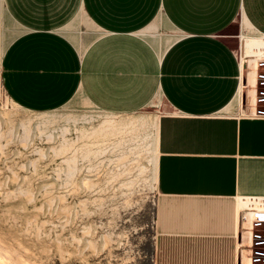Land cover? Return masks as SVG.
<instances>
[{
  "label": "crops",
  "instance_id": "crops-1",
  "mask_svg": "<svg viewBox=\"0 0 264 264\" xmlns=\"http://www.w3.org/2000/svg\"><path fill=\"white\" fill-rule=\"evenodd\" d=\"M2 4L19 33L1 84L18 107L156 106L155 264H237L238 210L264 195V118L244 113L254 74L238 55L264 36V0Z\"/></svg>",
  "mask_w": 264,
  "mask_h": 264
},
{
  "label": "rangeland",
  "instance_id": "rangeland-1",
  "mask_svg": "<svg viewBox=\"0 0 264 264\" xmlns=\"http://www.w3.org/2000/svg\"><path fill=\"white\" fill-rule=\"evenodd\" d=\"M18 33L1 3L0 65ZM154 107L33 112L0 77V264H155Z\"/></svg>",
  "mask_w": 264,
  "mask_h": 264
},
{
  "label": "built area",
  "instance_id": "built-area-1",
  "mask_svg": "<svg viewBox=\"0 0 264 264\" xmlns=\"http://www.w3.org/2000/svg\"><path fill=\"white\" fill-rule=\"evenodd\" d=\"M238 59L242 69L252 66L254 74L253 83L245 78L242 85L251 90L249 105L245 92L244 113L250 117L264 118V41L253 52L241 46ZM238 211L240 233L237 237V264H264V195L251 197Z\"/></svg>",
  "mask_w": 264,
  "mask_h": 264
},
{
  "label": "bare ground",
  "instance_id": "bare-ground-1",
  "mask_svg": "<svg viewBox=\"0 0 264 264\" xmlns=\"http://www.w3.org/2000/svg\"><path fill=\"white\" fill-rule=\"evenodd\" d=\"M1 3H2V0H0V5H1ZM263 38H264V36H251V35H247L245 38H244V42H245V44H246V50L248 51V52H253L254 50H255V48L256 47H258V46H260L262 43H263ZM251 80H253V77H251ZM253 82H254V80H253ZM45 113H47V112H45ZM52 115V114H51ZM51 115H49V114H47L46 116L47 117H45V119L46 118H48L49 119V117L51 116ZM52 117V116H51ZM73 120L74 121H76L77 119L76 118H73ZM109 120H106L105 122L107 123ZM105 122H104V124H105ZM125 125H132L133 123H132V121H130L129 122V120L128 121H126V123H124ZM124 125V126H125ZM154 125H155V127H156V121L154 120ZM118 128V126L117 125H114V124H106V125H103L102 126V129L103 130H105L106 132L108 131V132H113L115 129H117ZM67 129H68V127L67 126H64V127H61V130H62V132H63V134H64V132L65 131H67ZM156 146V135H155V141H154V147ZM155 151H156V156H155V158H154V179H155V181L157 180V150H156V147H155ZM73 169H75V167L73 168ZM249 199H251V198H249ZM242 201V200H241ZM240 205H241V203H240Z\"/></svg>",
  "mask_w": 264,
  "mask_h": 264
}]
</instances>
